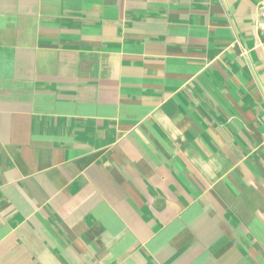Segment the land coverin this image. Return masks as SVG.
I'll return each instance as SVG.
<instances>
[{"label":"crops","instance_id":"0c3cea01","mask_svg":"<svg viewBox=\"0 0 264 264\" xmlns=\"http://www.w3.org/2000/svg\"><path fill=\"white\" fill-rule=\"evenodd\" d=\"M264 0H0V264H264Z\"/></svg>","mask_w":264,"mask_h":264},{"label":"built area","instance_id":"2783aa9c","mask_svg":"<svg viewBox=\"0 0 264 264\" xmlns=\"http://www.w3.org/2000/svg\"><path fill=\"white\" fill-rule=\"evenodd\" d=\"M258 12H259L260 18H261L259 29L261 30L262 43L264 44V3L259 8Z\"/></svg>","mask_w":264,"mask_h":264}]
</instances>
